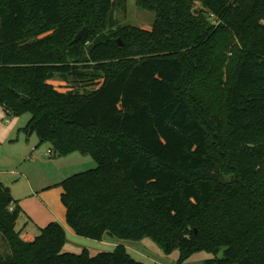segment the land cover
<instances>
[{
	"label": "trees",
	"instance_id": "1",
	"mask_svg": "<svg viewBox=\"0 0 264 264\" xmlns=\"http://www.w3.org/2000/svg\"><path fill=\"white\" fill-rule=\"evenodd\" d=\"M117 1L0 0V106L97 161L59 183L76 234L264 264V0H136L151 28L117 25ZM21 213L0 180V264H148L66 252L58 221L26 240Z\"/></svg>",
	"mask_w": 264,
	"mask_h": 264
},
{
	"label": "rangeland",
	"instance_id": "2",
	"mask_svg": "<svg viewBox=\"0 0 264 264\" xmlns=\"http://www.w3.org/2000/svg\"><path fill=\"white\" fill-rule=\"evenodd\" d=\"M200 7L201 4L197 3L195 10L198 13ZM115 17L117 25L143 28H151L156 18L154 12L140 9L136 0H118ZM31 117L32 112L29 110L16 114L0 106V172H4L1 176L5 177L4 181L10 186L13 197L20 206H24L23 208L42 209L41 200H44L52 209L60 212L58 207H61L65 211L66 207L61 199L63 187L57 182L76 173L96 168L98 163L91 155L80 151L72 155H78L83 160H76L72 158L73 156L52 157L51 142H41L36 133L28 134L25 131ZM48 185L51 187L47 188ZM35 194L40 195L42 199L36 198L38 196ZM24 215L19 220L20 228L30 225L28 228H33L40 234L42 231L40 225L45 220L41 219L42 217L33 220L27 214ZM70 233H67L63 248L66 252L81 253L84 249H88L91 255H95L102 251H112L118 245H124L135 258L148 264H207L208 259L222 257L225 253V248L204 249L183 257L180 249L166 252L151 236L132 240L106 234L102 240H97L75 232ZM5 243L0 241V251L4 254L10 249L6 241Z\"/></svg>",
	"mask_w": 264,
	"mask_h": 264
},
{
	"label": "crops",
	"instance_id": "3",
	"mask_svg": "<svg viewBox=\"0 0 264 264\" xmlns=\"http://www.w3.org/2000/svg\"><path fill=\"white\" fill-rule=\"evenodd\" d=\"M77 151H74L66 156H61V157H67V156H73L72 158L76 159V160H80L82 159L81 157H79L78 155H72V154H75ZM53 157V154L51 155ZM59 157V158H61ZM83 160V159H82ZM13 171V170H12ZM1 175H4V172H0V180L3 181L5 183V177L4 176H1ZM57 183H60V182H57ZM6 184V183H5ZM7 185V184H6ZM10 187V186H9ZM47 188L48 187H51V185H48L46 186ZM11 189V188H10ZM63 192V191H62ZM36 198H41L40 195L38 194H35ZM62 195V193H61ZM42 199V198H41ZM40 199V200H41ZM62 199V198H61ZM42 202V209H37L35 207H26V208H23L24 206H21L22 207V213L20 215V217H24L25 215L24 214H27L30 218H32L33 220L35 219H38L40 217H42L41 219L45 220V222H42V224L40 225V227H45L46 225H48L50 222H53V221H58L60 222L61 224L64 225V227L66 228V231L67 233L69 232H74L73 229L68 225V222H67V218H66V208H65V211L63 209H61V207L59 209L60 212L52 209L51 206H49L48 204L45 203V201L41 200ZM20 217H19V220H20ZM19 220L17 222V228L21 231V235L24 239L26 240H32L34 239L37 235H39V233L37 232V230L35 229H31V228H28L30 227V225L28 227H25V226H22L20 228V225H19ZM24 220V219H23ZM25 221V220H24ZM71 234V233H70ZM0 241L1 242H4L2 240V237L0 235Z\"/></svg>",
	"mask_w": 264,
	"mask_h": 264
},
{
	"label": "water",
	"instance_id": "4",
	"mask_svg": "<svg viewBox=\"0 0 264 264\" xmlns=\"http://www.w3.org/2000/svg\"><path fill=\"white\" fill-rule=\"evenodd\" d=\"M197 12V11H196ZM198 13V12H197ZM89 32V28L88 27H84L82 30H80L78 32V34L76 35V37L74 38V41H79L82 37H84L85 35H87ZM121 44H123L122 41H120Z\"/></svg>",
	"mask_w": 264,
	"mask_h": 264
},
{
	"label": "built area",
	"instance_id": "5",
	"mask_svg": "<svg viewBox=\"0 0 264 264\" xmlns=\"http://www.w3.org/2000/svg\"><path fill=\"white\" fill-rule=\"evenodd\" d=\"M7 121H9V120H7ZM50 153H51V155H52V151L50 150ZM11 209H13V206H11Z\"/></svg>",
	"mask_w": 264,
	"mask_h": 264
}]
</instances>
